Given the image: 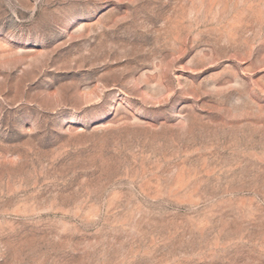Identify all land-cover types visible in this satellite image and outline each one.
Here are the masks:
<instances>
[{
  "label": "rangeland",
  "instance_id": "1",
  "mask_svg": "<svg viewBox=\"0 0 264 264\" xmlns=\"http://www.w3.org/2000/svg\"><path fill=\"white\" fill-rule=\"evenodd\" d=\"M0 264H264V0H0Z\"/></svg>",
  "mask_w": 264,
  "mask_h": 264
}]
</instances>
